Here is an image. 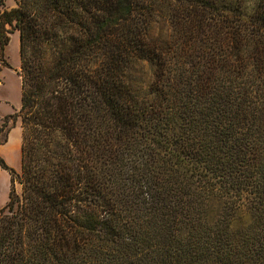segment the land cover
<instances>
[{"label":"trees","instance_id":"1","mask_svg":"<svg viewBox=\"0 0 264 264\" xmlns=\"http://www.w3.org/2000/svg\"><path fill=\"white\" fill-rule=\"evenodd\" d=\"M15 3L0 264H264V0Z\"/></svg>","mask_w":264,"mask_h":264},{"label":"rangeland","instance_id":"2","mask_svg":"<svg viewBox=\"0 0 264 264\" xmlns=\"http://www.w3.org/2000/svg\"><path fill=\"white\" fill-rule=\"evenodd\" d=\"M16 7L15 0H0V16L5 10ZM11 41L5 48L4 58L0 62V127L6 116L15 115L21 108V59L19 32L9 35ZM22 125L17 120L8 134L6 143L0 146V157L4 159L10 169L21 170L22 156ZM18 192L21 187L16 186ZM11 192V176L9 170L0 166V209L8 202Z\"/></svg>","mask_w":264,"mask_h":264}]
</instances>
